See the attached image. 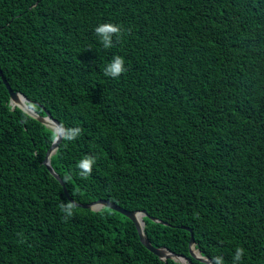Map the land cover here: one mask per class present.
<instances>
[{
  "label": "trees",
  "instance_id": "trees-1",
  "mask_svg": "<svg viewBox=\"0 0 264 264\" xmlns=\"http://www.w3.org/2000/svg\"><path fill=\"white\" fill-rule=\"evenodd\" d=\"M0 67L64 128L51 165L73 200L44 163L55 130L0 75V264H182L98 200L146 211L154 247L190 256L193 234L213 264H264V0H0Z\"/></svg>",
  "mask_w": 264,
  "mask_h": 264
},
{
  "label": "water",
  "instance_id": "water-1",
  "mask_svg": "<svg viewBox=\"0 0 264 264\" xmlns=\"http://www.w3.org/2000/svg\"><path fill=\"white\" fill-rule=\"evenodd\" d=\"M0 75L3 78V81L5 82V84L7 85V87L10 90L11 93V102L14 106H18L20 107L22 110H24L26 113H28L29 115H31L32 117L38 119L39 121H41L42 123H44L45 125L53 128L56 132V137L53 141V144L51 146V148L48 150L46 158H45V165L49 168V170L52 172V174L60 181V183L63 186V189L66 193V195L68 196V198L72 200V198L69 196L68 191L63 183V181L61 180V178L59 177V175L55 172L53 166L51 165V156L52 154L55 152V150L58 148L61 139L64 135V128L62 127V125L60 124V122L55 119L51 113H49L48 111H45V115L42 116L40 115L37 111H35L33 108H31L28 104L29 99L22 93L20 92H14L11 87L9 86L6 78L3 76L1 67H0ZM22 97V101L23 103H17L18 99ZM84 207L87 208H91L93 210H100L103 207H110L116 211L121 212L122 214L126 215L127 217H129L132 221L135 222L139 235H140V239L141 241L145 244V246L151 250L153 253H155L156 255H158L161 259L166 260V259H174L182 264H196L191 257L195 258L196 260L203 262L205 264H213L212 260L210 258H208L207 256L203 255L202 252L200 251L199 248L195 247V242H194V237L193 234H191V243H190V248H189V252H190V256L187 255H183V254H177L172 252L171 250H169L167 247H154L151 245L150 241L147 239L145 232H144V225H145V221L143 219V216L148 215L146 211H130L127 210L119 205H117L114 202L111 201H106V200H98L95 202H92L90 204H84L82 205ZM137 214H141L142 215V223L143 225L137 220L136 215ZM158 221V219H155ZM161 250L166 251L169 255L167 257H162L161 256Z\"/></svg>",
  "mask_w": 264,
  "mask_h": 264
},
{
  "label": "clouds",
  "instance_id": "clouds-1",
  "mask_svg": "<svg viewBox=\"0 0 264 264\" xmlns=\"http://www.w3.org/2000/svg\"><path fill=\"white\" fill-rule=\"evenodd\" d=\"M95 33L99 36V39L105 48L111 46V34L117 33L119 31V27L115 24L111 23H101L94 29ZM124 60L121 56L116 55L114 56L111 61H109L103 67V73L106 76L117 77L124 71ZM80 130L78 128L68 129L65 133L67 139H72L78 136ZM52 135L55 137L56 133L53 132ZM95 162V158L90 155L83 156L77 162V168L80 169V175L87 176L91 170L92 166ZM62 211L67 214L72 213V205L68 204L66 206H62ZM241 258V250L237 248L232 256V264H239ZM215 264H225L224 260L220 256L214 257Z\"/></svg>",
  "mask_w": 264,
  "mask_h": 264
},
{
  "label": "bare ground",
  "instance_id": "bare-ground-1",
  "mask_svg": "<svg viewBox=\"0 0 264 264\" xmlns=\"http://www.w3.org/2000/svg\"><path fill=\"white\" fill-rule=\"evenodd\" d=\"M17 103H20V104H22L23 103V101H22V97H20L19 99H18V102ZM136 218H137V220L143 225V223H142V215L141 214H137L136 215ZM169 254L166 252V251H162L161 250V256L162 257H167Z\"/></svg>",
  "mask_w": 264,
  "mask_h": 264
}]
</instances>
